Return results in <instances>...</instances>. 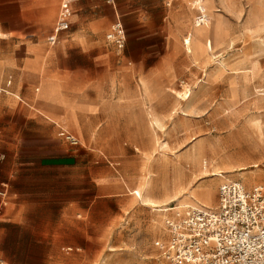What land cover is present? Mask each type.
<instances>
[{
  "label": "rangeland",
  "instance_id": "1",
  "mask_svg": "<svg viewBox=\"0 0 264 264\" xmlns=\"http://www.w3.org/2000/svg\"><path fill=\"white\" fill-rule=\"evenodd\" d=\"M143 1L138 22L113 15L50 47L62 0L38 4L36 29L31 4L0 0L3 264H166L154 242L179 203L200 205L193 192L210 188L213 206L223 182L264 188V145L235 153L255 121L264 139V0H204L206 24L211 10L229 31L203 57L184 44L189 1ZM118 22L121 52L106 38ZM148 181L166 211L135 196Z\"/></svg>",
  "mask_w": 264,
  "mask_h": 264
},
{
  "label": "built area",
  "instance_id": "2",
  "mask_svg": "<svg viewBox=\"0 0 264 264\" xmlns=\"http://www.w3.org/2000/svg\"><path fill=\"white\" fill-rule=\"evenodd\" d=\"M173 1L178 0H167V3ZM184 1L197 3L195 26L205 24L207 14L202 0ZM106 2L112 4L114 0ZM70 15L68 3L64 2L50 42L56 40L59 32L68 29ZM106 38L116 49H123L126 34L122 23L114 24ZM65 140L73 146L79 143L71 133H66ZM0 195L5 196V191ZM180 214L165 220V236L154 242L166 264H264L262 186L248 189L238 182H223L217 188L213 206H189Z\"/></svg>",
  "mask_w": 264,
  "mask_h": 264
},
{
  "label": "crops",
  "instance_id": "3",
  "mask_svg": "<svg viewBox=\"0 0 264 264\" xmlns=\"http://www.w3.org/2000/svg\"><path fill=\"white\" fill-rule=\"evenodd\" d=\"M27 1L29 4H31L33 11L35 12L34 17L32 18V21H29L28 23V27L31 28V26L36 29L37 27V19H38V14H39V7L38 4H40L41 2L46 1V7H51V6H55L57 5V3L60 0H25ZM204 0H202V4L204 6L205 9V13L207 14V21L209 19L208 17V13L206 11V6L204 5ZM67 2L71 15L69 17V27L67 30L65 31H61L57 34L56 36V40L54 42H50L49 41V37L52 35H55L54 32V26H55V22L57 20V16L58 13L60 11L61 5ZM175 2V1H173ZM167 3V0H165V3L167 4V6H171V4L173 3ZM106 0H62V2H60L58 9H57V13L53 22V26L52 29L50 31V33L46 36V44L50 47L56 45L62 34L64 32L68 31L70 33L71 36H81L82 34H87L88 31L95 25L98 24L100 19H104V18H108L111 19V17H116V18H121V17H125L131 20H136L137 22L139 20H142L143 18V14H145L147 12V7L144 3L143 0H114V2L112 4L107 3ZM162 4V0H160L159 5L161 6ZM111 5V6H110ZM193 10L195 11V13L197 14V9L196 7L193 8ZM162 12V9H160V14ZM74 16V19L71 20V18ZM206 21V22H207ZM123 28L125 30V34H126V26L124 24ZM135 25L141 26V23H136ZM204 25V24H203ZM201 25V26H203ZM199 27V26H196ZM71 28L73 30H71ZM6 34H8V32H6ZM3 32V28L2 25H0V35H6ZM126 44V42H125ZM125 48V46H124ZM123 48V49H124ZM123 49L119 50L117 49L119 52H121ZM5 184V183H4ZM8 186V184H5ZM5 196L7 195V188L5 187ZM2 190H0L1 192ZM4 197V196H3ZM1 201L0 204L2 202V197L0 195ZM188 207V206H186ZM185 207V208H186ZM4 235H6V233L4 232V228L3 225L0 224V259L1 258H5L4 256V248H3V243H4ZM4 260V259H3ZM5 261V260H4ZM6 262V261H5Z\"/></svg>",
  "mask_w": 264,
  "mask_h": 264
},
{
  "label": "bare ground",
  "instance_id": "4",
  "mask_svg": "<svg viewBox=\"0 0 264 264\" xmlns=\"http://www.w3.org/2000/svg\"><path fill=\"white\" fill-rule=\"evenodd\" d=\"M221 2L227 3V0H221ZM196 6H197L196 2L189 1L187 9L193 10V8H195ZM185 11L187 12V10ZM253 13L254 12L252 9V11H250L247 17L248 21L251 20ZM210 14H211V19H212L211 23H207V24L205 23L206 24V25L204 24L205 26H199V27L195 26L196 28H194V30L190 32L184 39V44L186 45L185 47L188 53L190 54L193 53V55L196 57H203V56H206L209 52H212L214 48L213 43L219 40V38L224 34L223 30L229 31L228 26L223 21L220 15L213 14L211 10H210ZM207 22H209V19ZM205 37L206 39L203 42ZM192 38H194L196 41V47L194 49L190 47V42ZM181 96H186V92H183V94L181 93ZM217 127H219V129L224 128L223 125L221 124H218ZM254 128H255V131H254L255 135L253 134L254 136H251V138L245 140V142H240V144L237 145L238 148L235 149V153L241 152L243 150V147L253 148V146L251 147V145L253 144H257L258 147H262V145H264L261 123H259V121H255ZM212 151L216 155L220 153V149L217 148L216 146L212 147ZM192 156L195 157V155H192ZM221 161L225 162L223 158L221 159ZM218 174H221V172H213L211 175H218ZM248 181L250 180L248 179ZM145 186L146 187L143 189H136L134 191L135 196L145 205H150L153 207H160L161 205H159L157 201H155L149 194V191L153 188L152 182L148 181ZM192 196H190L191 199L190 198L189 199L194 201V203L200 204V205H209V202L212 199V190L207 187V188L202 189L201 191L193 192ZM187 205L188 204L186 203H179L178 206H176V208L186 207ZM156 210L159 212L166 211L167 207H164V208L160 207Z\"/></svg>",
  "mask_w": 264,
  "mask_h": 264
}]
</instances>
